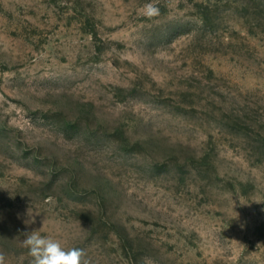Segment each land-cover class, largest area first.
Wrapping results in <instances>:
<instances>
[{"label": "rangeland", "instance_id": "1", "mask_svg": "<svg viewBox=\"0 0 264 264\" xmlns=\"http://www.w3.org/2000/svg\"><path fill=\"white\" fill-rule=\"evenodd\" d=\"M35 230L91 264H264V0H0L5 264Z\"/></svg>", "mask_w": 264, "mask_h": 264}, {"label": "clouds", "instance_id": "2", "mask_svg": "<svg viewBox=\"0 0 264 264\" xmlns=\"http://www.w3.org/2000/svg\"><path fill=\"white\" fill-rule=\"evenodd\" d=\"M141 11L146 18L152 19L159 15L160 10L156 5L147 3ZM28 215L32 216L30 213ZM25 223H34V219H29ZM23 244L32 258L31 264H91L84 249L78 247L66 249L58 240L40 235L38 230L25 233ZM0 264H5L3 253H0Z\"/></svg>", "mask_w": 264, "mask_h": 264}]
</instances>
